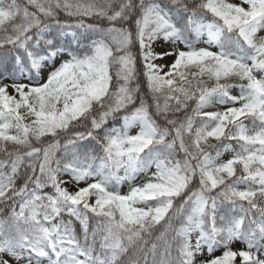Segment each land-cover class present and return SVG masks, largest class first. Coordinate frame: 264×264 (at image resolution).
Wrapping results in <instances>:
<instances>
[{
    "label": "snow or ice",
    "instance_id": "obj_1",
    "mask_svg": "<svg viewBox=\"0 0 264 264\" xmlns=\"http://www.w3.org/2000/svg\"><path fill=\"white\" fill-rule=\"evenodd\" d=\"M0 264H264V0H0Z\"/></svg>",
    "mask_w": 264,
    "mask_h": 264
}]
</instances>
